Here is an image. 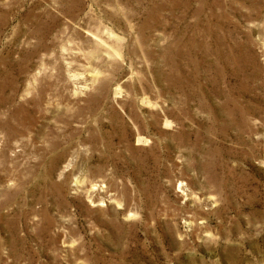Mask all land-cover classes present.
I'll list each match as a JSON object with an SVG mask.
<instances>
[{
    "label": "rangeland",
    "instance_id": "1",
    "mask_svg": "<svg viewBox=\"0 0 264 264\" xmlns=\"http://www.w3.org/2000/svg\"><path fill=\"white\" fill-rule=\"evenodd\" d=\"M0 264H264V0H0Z\"/></svg>",
    "mask_w": 264,
    "mask_h": 264
},
{
    "label": "bare ground",
    "instance_id": "2",
    "mask_svg": "<svg viewBox=\"0 0 264 264\" xmlns=\"http://www.w3.org/2000/svg\"><path fill=\"white\" fill-rule=\"evenodd\" d=\"M167 122V121H166Z\"/></svg>",
    "mask_w": 264,
    "mask_h": 264
}]
</instances>
